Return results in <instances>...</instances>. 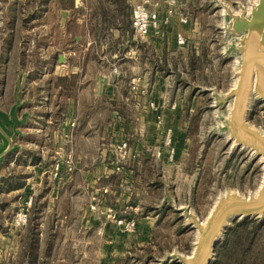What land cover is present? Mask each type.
<instances>
[{
  "label": "crops",
  "instance_id": "obj_1",
  "mask_svg": "<svg viewBox=\"0 0 264 264\" xmlns=\"http://www.w3.org/2000/svg\"><path fill=\"white\" fill-rule=\"evenodd\" d=\"M137 1H107L112 8L107 13L102 0H9L5 13L8 35L4 43L21 45L28 42L31 34H36L37 43L44 46L47 55H40V63L31 69L26 61L22 63L24 59L19 55L13 61L14 80L1 95L6 104H0V124L14 142L18 139L28 144L37 141L41 155L50 151V154L70 160V173H65L62 166L59 175L53 176L51 165L49 169L42 166L38 158L34 161L38 152L32 151L30 143L25 149L29 155L24 166L37 173L35 185L46 184L55 198L65 184L71 190L69 201L75 203V194L83 193L85 202L81 205L84 206L85 223H89V230L93 222L98 223L100 229L97 231L104 238L103 255L126 248L130 237L134 236L138 242L144 239L148 233L147 223L154 220L150 211L141 212L146 205L144 196L160 187V182L150 181L148 177L144 182L145 174L153 171L155 165L164 174L189 154L192 137L189 125L196 124L200 118L198 105L192 101L198 89L194 87L186 101V91L181 90L178 81H173L167 64L166 70L156 61L162 62L170 51L186 48L187 43L192 42L190 38L195 34L197 23L187 16L188 21L181 23L179 15L182 12L177 5L173 13L167 15V9L175 0L158 2L153 9L158 12L159 30L151 29L143 41L154 59L141 64V41L132 33L130 18V8ZM122 2L124 19L118 14V5ZM165 17L167 22L163 21ZM125 22L130 34L125 31ZM75 27L82 30L80 34L73 31ZM95 28L104 30L102 37L92 33ZM177 33L184 34V46L176 44ZM189 52L190 56L198 55V50ZM50 55L56 62L45 68L44 62ZM126 62L131 63L129 74L127 68H123ZM31 72L36 73V79H28ZM134 78L146 84L144 93L130 90ZM157 114L162 115L160 125L156 122ZM164 127L173 130L174 162L167 159L162 146ZM123 139L128 142L129 154L126 159L119 160L112 147ZM95 141L109 144L102 149L97 147V153H93ZM62 172L68 176L63 178L61 185ZM137 175L143 181L137 180ZM22 189L28 193V181L8 192ZM166 195L164 193L162 199ZM47 196L43 188L40 197ZM93 198L98 199L99 216L88 208ZM109 207L133 217L138 223V233L125 234L110 222L105 213ZM142 221L146 225H142Z\"/></svg>",
  "mask_w": 264,
  "mask_h": 264
},
{
  "label": "rangeland",
  "instance_id": "obj_2",
  "mask_svg": "<svg viewBox=\"0 0 264 264\" xmlns=\"http://www.w3.org/2000/svg\"><path fill=\"white\" fill-rule=\"evenodd\" d=\"M8 1L0 0V104H6L1 95H3L5 87L14 80L11 73H13V61L16 57L19 55L20 58H23L22 63L26 61L27 66L29 65V69H31L33 65L40 63V55H44V57L47 55L44 52V46L37 43L36 34H31L28 42L21 45L13 46L4 43V39L8 35L5 14ZM102 1H104V10L107 13L111 12L112 8L107 1L112 3L114 0ZM139 1L141 0L137 2ZM160 1L162 0H151L152 4ZM246 2L247 0H186V2L175 0L174 7L177 5L182 12L181 15L195 21L197 28L193 37L190 38L192 42L187 43L186 48L184 47L185 51H183L184 48L170 51L167 56L162 58V62L157 59L156 61L158 66L162 65L165 68L167 64L173 81H178L181 90L186 91V101L194 87H216L220 91H226L230 86L233 60L224 58L221 54L224 41L220 30L217 29L222 21L218 4L228 5L238 11L240 6H246ZM123 5L124 2L119 3L118 14H122L124 19ZM98 6L96 5V7ZM124 26L125 31L130 34L131 30L126 22ZM73 31L80 34L82 30L75 27ZM103 31L102 28H95L92 33L102 37ZM139 47L141 64L144 62L147 64L148 60L153 61L154 57L143 41L139 42ZM188 49L198 50V55L194 56L193 63ZM10 56L12 60L10 58V63L7 64ZM51 56L44 62L47 64L45 68L51 67L53 61L56 62ZM130 66V62L123 65L124 69L127 68L128 74ZM28 79H36V73L31 72ZM192 101L198 105L200 118L196 125H189L192 134L189 154L164 174L161 173L158 165L153 167V171H148L145 174L144 182L147 177L150 181L160 182V187L145 194L143 200L146 205L143 206L141 212L150 211L149 215L154 219L151 224L147 223L148 233L145 234L142 241L139 239V242L134 236L130 237V244L135 242L132 246L129 244L126 248L108 255L106 253L103 255L104 238L97 231L100 229L98 223L95 225L93 222L91 230L87 229L89 223H85L84 206L81 205L85 202L83 193L76 191L77 201L75 203L69 201L71 190L67 189L66 184L62 185L63 178L68 175L62 172L60 176L62 186L58 198H55L52 195V190L46 184L35 185L34 180L37 173L33 168L24 166L29 155L25 149L29 148L30 143H32L30 145L32 151L38 152L35 159L38 158L45 168H49L50 165L53 168L55 163H60L67 158L50 154V151L41 155L37 141L28 144L19 139L16 140L14 144H17L18 149L12 155L8 153L0 165V181L5 177H11L12 183L28 181L29 191L28 193H26V189L12 192L3 191L4 184L1 185L0 182V264H31L27 248L30 237L29 219L33 217L35 223L33 227L37 228L38 238L34 264H180L176 259L168 258L166 260V258L172 253L190 255L194 247L196 232L191 227L184 225V219L172 209L169 201L162 199L164 193L174 199L178 206L189 205L203 220L218 193L232 190L238 191L244 196L255 194L262 176V167L258 160L251 159L241 150L230 152L225 138L211 133L214 110L209 108V95L198 89L195 91ZM251 108L249 122L264 129V103L254 102ZM195 133L197 134L195 135ZM108 144L109 142L103 141L93 142V153H97V147L102 149L106 147L104 145ZM47 148L49 149V146ZM112 148L114 149L115 145ZM35 159L34 161H37ZM135 178L137 180L140 178L143 181L142 177L138 175ZM43 188L48 194L45 199L40 197ZM25 195H32L33 198L28 221L25 226L14 228L10 222L13 215L21 208L26 198ZM96 199L93 198V203L89 204L88 208L93 214L99 216V204ZM147 202L150 204L147 205ZM152 202L153 205H151ZM35 206L42 208L37 215L34 211ZM91 206L95 208L91 209ZM157 213L159 214L157 215ZM86 220H89L88 216ZM143 224L146 225L142 221ZM142 225L140 226L143 227ZM137 228L138 223L133 235L138 233ZM49 240L51 246L46 254Z\"/></svg>",
  "mask_w": 264,
  "mask_h": 264
},
{
  "label": "water",
  "instance_id": "obj_3",
  "mask_svg": "<svg viewBox=\"0 0 264 264\" xmlns=\"http://www.w3.org/2000/svg\"><path fill=\"white\" fill-rule=\"evenodd\" d=\"M222 21L217 26L223 38L221 54L232 59L231 84L226 91L216 87H196L209 95L214 110L211 133L223 136L230 152L244 151L262 167L260 184L255 194L244 196L238 191L218 193L207 215L201 220L189 205H176L168 194L163 199L184 219V225L195 230L190 255L170 254L180 264H210L215 246L223 239L232 222L264 219V129L248 120L254 102L264 103V0H247L236 11L218 4ZM0 165L3 158L16 151L14 138L0 124ZM165 261V260H164Z\"/></svg>",
  "mask_w": 264,
  "mask_h": 264
},
{
  "label": "built area",
  "instance_id": "obj_4",
  "mask_svg": "<svg viewBox=\"0 0 264 264\" xmlns=\"http://www.w3.org/2000/svg\"><path fill=\"white\" fill-rule=\"evenodd\" d=\"M156 4L157 3L152 4L151 0H141L132 4L130 8V18L133 34L136 40L144 41L148 37L151 29L155 31L159 30L160 19L158 12L152 8V6H156ZM173 7L174 4L172 1L170 7L167 9V15L173 13ZM167 17L163 19L164 22L168 21ZM179 21L181 23H186L188 18L180 14ZM175 41L178 46H184L186 44V38L182 33H177L175 35ZM130 90L139 94L144 93L146 90V84L140 78H134L131 82ZM150 106L153 107V103H151ZM156 122L158 125L162 123L161 114H157ZM162 146L165 148L167 159L170 162H174L176 158V148L171 127L163 128ZM114 151L119 160L126 159L129 154L128 142L125 139L121 140L115 145ZM62 166L64 167L62 170H65V173L68 174L72 171L71 162L66 159L53 165V176L59 175ZM116 169L119 170L120 167H116ZM32 199V195H27L21 208L13 215L10 224L14 228L23 227L27 224ZM94 208V206H91V209ZM105 213L106 218L109 219L110 222H113L123 233L133 234L135 232L137 222L133 217H128L125 212L118 211L114 207L107 208Z\"/></svg>",
  "mask_w": 264,
  "mask_h": 264
},
{
  "label": "trees",
  "instance_id": "obj_5",
  "mask_svg": "<svg viewBox=\"0 0 264 264\" xmlns=\"http://www.w3.org/2000/svg\"><path fill=\"white\" fill-rule=\"evenodd\" d=\"M190 57L193 63L194 55ZM0 182L1 185L4 184L3 191L17 189L24 185V182L21 181L12 183L11 177H5ZM39 208L34 207L35 215L41 211V207ZM34 224L33 217L29 219L30 237L27 248V255L30 257L31 264H34L36 259L35 250L38 241L37 228L35 227V230ZM50 246L49 240L46 254L49 252ZM210 264H264V219L260 221L255 219L234 221L232 226L226 230L223 239L215 246V257Z\"/></svg>",
  "mask_w": 264,
  "mask_h": 264
}]
</instances>
